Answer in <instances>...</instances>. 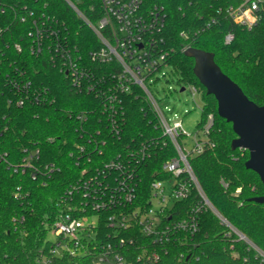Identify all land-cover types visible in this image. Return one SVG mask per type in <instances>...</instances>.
Listing matches in <instances>:
<instances>
[{
  "label": "trees",
  "instance_id": "1",
  "mask_svg": "<svg viewBox=\"0 0 264 264\" xmlns=\"http://www.w3.org/2000/svg\"><path fill=\"white\" fill-rule=\"evenodd\" d=\"M78 1L85 15L96 21L101 14L100 0ZM143 3L146 8L155 4L165 6L167 18L159 37L164 40L163 48L171 53L169 63L178 75V84L195 85L203 97L198 131L204 128L209 115L214 116L204 152L191 158L197 179L214 207L264 251V205L253 201L264 196V184L256 172L246 167L249 152L232 150L237 137L232 124L219 116L216 99L207 95L194 74V59L185 55L189 48L214 53L223 72L250 100L263 106L264 10L259 22L248 28L235 23L221 10L225 0H143ZM24 6L34 10L36 18L45 14L57 19L58 29L83 54L97 46L93 33L64 0H0V26L5 29L0 37V264H41L39 251L47 249L49 225L59 214L58 203L80 172L76 160L70 157L82 142L80 136H108L116 152L147 144L152 155L141 173V202L151 197L153 181L165 178L161 172L163 163L175 156L171 144L162 147L163 131L139 89L124 95L121 130L115 135L103 114V102L96 95L76 92L71 80L50 62L49 52L32 54L28 33L33 29V21L21 22ZM230 33L234 39L226 43ZM16 44L21 45V52L16 50ZM87 64L96 73L111 72V66L101 69ZM26 80L31 81L29 96H40L45 91V100L37 103L30 98L24 106L17 105L21 98L27 97L14 85ZM81 115L83 119L78 118ZM153 143L158 145L153 147ZM37 149L40 167L55 163L60 171L33 179L30 170L16 173L11 168V164L23 161L26 150ZM4 154L7 162L1 159ZM18 188L24 198L18 197ZM198 201L199 196L193 190L187 201L175 206L173 219L180 218L179 210L187 215ZM22 217L23 225L19 221ZM199 224L197 234L187 235L184 244L170 245L168 254L158 264H263L247 244L235 236L226 237V228L211 211L201 213ZM55 264L71 263L64 259ZM79 264L93 262L87 259Z\"/></svg>",
  "mask_w": 264,
  "mask_h": 264
},
{
  "label": "built area",
  "instance_id": "2",
  "mask_svg": "<svg viewBox=\"0 0 264 264\" xmlns=\"http://www.w3.org/2000/svg\"><path fill=\"white\" fill-rule=\"evenodd\" d=\"M64 1L93 33L97 46L83 54L58 29L57 19L45 14L36 18L35 11L24 6L21 22L33 21V29L28 33L32 54L40 56L49 52L50 62L71 80L76 92L96 95L103 102V114L115 135L121 130L124 95L139 89L163 131L162 147L171 144L175 156L163 163L161 172L165 178L155 179L151 197L147 202H141V173L144 163L152 155L147 144L142 143L139 149L128 147L124 152H116L112 150L108 136H80L82 142L70 153L80 172L58 203L59 214L49 225L47 249L39 251V262L55 264L67 259L71 264H79L90 259L93 264H158L168 254L170 245L184 244L187 235L194 236L199 232V217L209 210L226 228V237L235 236L236 240L247 244L264 264V251L214 207L192 168L191 158L205 150L214 116L209 115L190 148L188 142L192 136L183 129L181 120L172 122L168 118L165 101L156 95V85L162 78L176 75L169 63L171 53L163 48L164 40L159 37L167 18L165 6L155 4L146 8L143 0H100L101 14L93 21L82 11L78 0ZM225 2L221 10L235 23L248 28L259 22L264 10V0ZM4 32L0 26V37ZM233 39L234 35L230 33L225 40L231 43ZM15 48L22 51L20 44ZM87 62L101 69L111 66V72L96 73ZM176 83L181 91L188 87L178 84V79ZM14 87L27 97L21 98L18 106H24L30 98L37 103L45 100V91L40 94L41 98L29 96L31 81ZM189 89L194 97L200 93L195 85H189ZM157 145L153 143L152 146ZM6 156H1L5 162ZM39 156V149L26 150L23 161L10 166L16 173L30 170L33 179L60 171L55 163L40 167ZM193 190L199 196L198 203L187 215L179 210L180 218L173 219L175 206L187 201ZM17 195L25 197L20 188ZM19 221L23 225L25 218ZM50 235L56 239L52 240Z\"/></svg>",
  "mask_w": 264,
  "mask_h": 264
},
{
  "label": "water",
  "instance_id": "3",
  "mask_svg": "<svg viewBox=\"0 0 264 264\" xmlns=\"http://www.w3.org/2000/svg\"><path fill=\"white\" fill-rule=\"evenodd\" d=\"M185 55L194 59V74L207 95L216 99L219 116L232 124L237 136L232 142V150L249 152L246 167L256 172L264 184V105L259 106L250 100L242 88L223 72L214 53L189 48ZM253 201L264 205V196Z\"/></svg>",
  "mask_w": 264,
  "mask_h": 264
},
{
  "label": "rangeland",
  "instance_id": "4",
  "mask_svg": "<svg viewBox=\"0 0 264 264\" xmlns=\"http://www.w3.org/2000/svg\"><path fill=\"white\" fill-rule=\"evenodd\" d=\"M177 75L167 76L156 85V95L159 99L165 101V112L172 122H182L183 129L192 138L189 139V147L192 148L193 138L197 136L198 125L202 120V108L204 105L201 93L195 97L192 95L189 86L186 90L181 91L176 83ZM202 136V135H200ZM202 138V137H201ZM52 240L56 239L55 236H49Z\"/></svg>",
  "mask_w": 264,
  "mask_h": 264
}]
</instances>
